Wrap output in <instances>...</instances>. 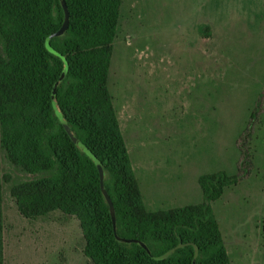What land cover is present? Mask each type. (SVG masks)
<instances>
[{
    "label": "rangeland",
    "instance_id": "rangeland-1",
    "mask_svg": "<svg viewBox=\"0 0 264 264\" xmlns=\"http://www.w3.org/2000/svg\"><path fill=\"white\" fill-rule=\"evenodd\" d=\"M108 90L146 209L237 175L211 207L231 264H264V0H123ZM0 175L4 264H91L74 217L19 214L10 186L34 176L2 156Z\"/></svg>",
    "mask_w": 264,
    "mask_h": 264
},
{
    "label": "trees",
    "instance_id": "trees-1",
    "mask_svg": "<svg viewBox=\"0 0 264 264\" xmlns=\"http://www.w3.org/2000/svg\"><path fill=\"white\" fill-rule=\"evenodd\" d=\"M122 1L0 0V160L34 176L10 195L26 219L74 217L91 264H231L211 203L239 176H199L197 205L151 212L143 202L108 90ZM63 5L68 27L51 37ZM6 183L0 175V264Z\"/></svg>",
    "mask_w": 264,
    "mask_h": 264
},
{
    "label": "water",
    "instance_id": "water-1",
    "mask_svg": "<svg viewBox=\"0 0 264 264\" xmlns=\"http://www.w3.org/2000/svg\"><path fill=\"white\" fill-rule=\"evenodd\" d=\"M63 9H64V14H65L64 22H63L62 26L60 27V29L56 33H54L51 37L61 36L65 32L66 28L68 27L69 14H68V11L64 5H63ZM46 46L50 52L54 53L57 56H60L57 52H55L53 49H51L49 47L48 43H46ZM100 177L102 178V176H100ZM103 194H104V198H105V200L109 206V209L111 211L112 226H113V230L115 233V216H114V212H113V205H112V202H111L108 194L105 191L103 192ZM115 236H116V238H118L117 235H115ZM119 240L126 242V243L135 242V241L128 240V239H119ZM142 247L146 249V247L143 244H142Z\"/></svg>",
    "mask_w": 264,
    "mask_h": 264
}]
</instances>
